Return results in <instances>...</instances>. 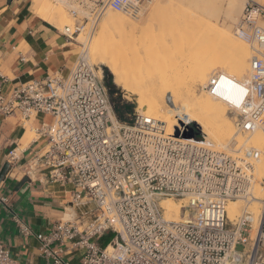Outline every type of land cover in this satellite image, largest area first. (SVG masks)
<instances>
[{"label":"built area","instance_id":"built-area-1","mask_svg":"<svg viewBox=\"0 0 264 264\" xmlns=\"http://www.w3.org/2000/svg\"><path fill=\"white\" fill-rule=\"evenodd\" d=\"M91 1L97 4L94 19L106 7L137 19L152 0ZM70 12L77 18L75 9ZM73 29L65 28L69 39L81 24ZM235 33L253 49L250 77L242 83L213 77L210 93L218 97L225 81L239 86L242 98L226 102L238 114V130L253 133L264 128V4L247 1ZM5 82L0 71V117L18 111L24 119L34 113L54 119L37 130L48 140L30 171L45 169L49 178L73 185L74 203L94 207L89 218L60 221L49 236H36L51 264H75L65 258L68 252L79 254V264H264V200L254 240L252 214L233 221L227 210L251 187L259 151L233 157L205 148L206 139L187 138L200 128L182 116L172 135L139 111L133 124H119L106 88L84 62L68 77L33 80L8 93ZM17 161L14 149L7 163ZM164 199L187 201L179 223L165 219ZM14 219L23 234H33L20 217ZM107 234L114 238L101 247ZM0 264H18L1 239Z\"/></svg>","mask_w":264,"mask_h":264},{"label":"bare ground","instance_id":"bare-ground-1","mask_svg":"<svg viewBox=\"0 0 264 264\" xmlns=\"http://www.w3.org/2000/svg\"><path fill=\"white\" fill-rule=\"evenodd\" d=\"M218 1L228 2L232 11L231 7L234 9L235 3L240 0H206V13L202 12L197 17L198 25L188 27L184 34L173 35L167 41L160 39L158 41L160 53L155 50L158 53L154 54L153 49L145 52L146 57L159 56L160 59L156 57V63L146 57L141 58L142 52L147 49L143 50V46L139 48L134 46L139 40L135 34L131 36V33L141 29L139 19H127L126 16H121V13L110 9L106 13V18H103V26L94 41L93 50L84 53L79 63L89 60L109 69L116 85L139 97L138 110L151 119L165 124L168 135L173 134L178 127V118L182 116L201 128L206 137V142L202 144L205 148L211 147L214 151L233 157L232 154H240L247 147L261 153L260 159L253 162V169L250 172L251 187L245 194L238 196L236 201H230L227 207L229 218L237 220L242 212V202L250 203L246 211L252 213L251 240H254L264 200V187L261 181L264 178V128L261 127L242 137L241 132L228 118L229 105L226 100L237 101L236 99L242 98L243 93L239 86L225 81L222 82L218 97L210 93L213 77L228 76L239 83L248 80L253 49L239 39L236 33L232 34L223 29L216 19L213 21L210 18L214 12L221 9V6L219 8L215 6ZM34 2L35 13L47 23L62 29L70 25L69 21L64 19L63 6L53 5L51 0ZM157 6L153 13H150L152 17L150 19H154V15L163 17L165 14L163 8L161 9L162 5L158 9ZM112 27H120L130 33H124L115 41L110 39L112 37L109 35ZM77 39L82 44L88 42V38L82 34ZM166 42L171 45L170 49L161 47ZM164 55H169L170 58H165ZM99 76L101 79L100 72ZM172 104L179 112L169 109ZM112 118L116 122L113 115ZM180 202L173 199L162 201L166 220L180 222L183 208Z\"/></svg>","mask_w":264,"mask_h":264},{"label":"crops","instance_id":"crops-1","mask_svg":"<svg viewBox=\"0 0 264 264\" xmlns=\"http://www.w3.org/2000/svg\"><path fill=\"white\" fill-rule=\"evenodd\" d=\"M31 0H0V71L6 77L5 93L33 80L61 75L68 77L76 65V53L57 27L32 11ZM74 65V67H73ZM20 112L0 117V173L7 156L17 150L19 161L9 166L0 182V239L18 264H51L43 256L38 234L49 236L60 222L89 218L86 207L72 200L74 187L49 178L45 169L30 171L28 164L43 150L48 137L37 133L54 119L37 113L33 122L38 139L30 142ZM18 216L31 229L23 234L15 222ZM65 258L79 264V254Z\"/></svg>","mask_w":264,"mask_h":264},{"label":"rangeland","instance_id":"rangeland-1","mask_svg":"<svg viewBox=\"0 0 264 264\" xmlns=\"http://www.w3.org/2000/svg\"><path fill=\"white\" fill-rule=\"evenodd\" d=\"M205 1L206 0H152L147 5H144V10L140 14V16L137 18V19H139L138 21L140 23L141 29L135 33H131V36L135 34L136 39L139 40V42L138 43L136 42L134 46L136 48L143 46L144 47L143 50L147 49L144 52H142L141 56L142 55L143 56L141 58L144 59L146 57L145 52L148 53L152 49L154 50V51L152 50L154 52V54L158 49L160 50V45H158V41H160V39L163 38L167 41V39H169L173 35H176L179 33L184 34L188 27L198 25L199 19H197V17H199L200 14L202 12L204 13L206 10ZM51 2L53 5L58 4L60 6H63L62 8H63V10L65 12L64 14L66 16V17L64 16V19H67L66 21H69L70 25L68 27H71L72 31L74 30L73 27H74L76 22H79V24H81L80 31L77 32L71 39H69V37L67 35H65L66 34L65 27L63 29L57 27V29L60 31V33L64 37H66V39L68 40L69 47L71 49H74L75 53L78 52V54L76 53V62H80L82 60L84 53H88L90 50L91 51L93 50L94 41L98 37V34H99V32L103 26V22H104V19L106 18V13L108 12V10L111 9L114 12H119L122 14L121 16H126L127 19H135V18H132L128 14V12H123L121 9L115 10L113 8H108V7H106V9L103 10L102 14L97 19H94V17L96 18V16L93 15V13L96 10L97 4L94 5L93 1H91V0H51ZM227 3L228 2L219 3V1L217 3H215L216 8H219L221 6V9H219V12L218 11L214 12L210 18L213 19V21L216 19V21H218V24L220 26H222L223 29L228 30L229 32L234 34L235 33V27L242 17V13H243V10H244V7H245L247 1L240 0L239 2H236L234 9L231 7L232 11L230 10L229 3L228 4ZM259 3L264 4V0H260ZM30 4L32 6V8H31L32 11L35 13V11H34V8H35L34 0H31ZM160 5H162V7ZM102 6H103V3H100L98 5L99 9H101ZM155 6H157V9L159 7H161V9L163 8V10L165 11V14L163 15V17H160V16L155 17V15L153 14L154 19H150V18H152V17H150L151 16L150 13L151 12L153 13L154 9H156ZM71 9H75L78 12L77 18H74L72 16V14L70 12ZM150 10H152V11H150ZM87 13H88V15H87ZM217 14H220V15L215 17ZM54 27H56V26H54ZM124 33L129 34L130 32H125L123 30V28H120V27H112L109 30V35L112 37L110 39H112V40L115 39V41H118L119 36L123 35ZM81 34L83 37L85 36V38L86 37L88 38L87 44H82L78 41L77 38H79V35H81ZM161 47L165 48L167 50V49L171 48V45L168 42H166L165 44H162ZM159 50H158V52H159ZM153 52L151 54H153ZM158 52H156V53H158ZM154 56L155 55H153V58H154ZM164 56H165V58H170L169 55L168 56L164 55ZM156 57L153 59L149 55V57L147 56L146 58H148L150 61L152 60V62L156 63L157 59H160L159 56L157 57V59H156ZM87 61L88 62H84V63H86L87 66L93 70V73L97 76L98 79H100L99 72L102 75V78L100 80L108 92L110 102L112 105L113 114H114L115 118L117 119L118 123L119 124H133V122L135 121V116L137 114V111H139L138 110L139 97L133 93L131 94L130 92H127L123 88L116 85L115 84V78H114L113 74L105 66L98 64V63H93L89 60H87ZM73 67H74V65H73ZM107 84H112L115 86V91L112 93V95H110V93H109V90L107 88ZM236 100L238 101V99H236ZM122 103L132 105V109H131V112L125 111L124 115H123V120H119V118L117 117L116 112L114 110V105L122 108V106H123ZM169 109L174 110V112H179L178 109H176L173 106V104L170 105ZM139 112H141V111H139ZM36 115L37 114L34 113L30 118L31 122L26 124V129H27L28 134H29L30 142L39 138V136L35 132V128L32 126ZM227 115H228V118L230 119V121L232 122V124L234 125V127L238 128L237 127L238 114L235 113L234 111H231L230 109H228ZM195 125L198 126L197 124H195ZM32 130H34V132ZM200 133L202 135V141H205L206 137L202 133L201 128H200ZM246 134L247 133H244V134L241 133V136L244 137ZM245 150H249V147H247ZM242 153H244V152L242 151L240 153V155H242ZM40 154H42V151L40 152ZM237 154H239V153H234L232 155L237 156ZM261 181L263 184L264 178H262ZM173 200L175 202H178V201L180 202V200H175V199H173ZM186 202L187 201H181L180 202L181 206L183 207L186 204ZM248 204H250V203H246V201L242 202V212L240 214V217L245 212L251 213L248 210L246 211ZM93 210H94L93 205H88V206H86L85 212H87L88 216L90 217L91 214L93 213ZM233 221H236V220H233ZM108 235L109 234H107V236ZM105 238H106V236H104L103 238L100 239L99 244L101 247H104L102 245V241ZM113 238H114V235L111 238V240ZM242 250H243V247L239 246L238 251H242Z\"/></svg>","mask_w":264,"mask_h":264},{"label":"trees","instance_id":"trees-1","mask_svg":"<svg viewBox=\"0 0 264 264\" xmlns=\"http://www.w3.org/2000/svg\"><path fill=\"white\" fill-rule=\"evenodd\" d=\"M107 88L109 90L110 95H112V93L115 91V86L112 84H107ZM123 106L122 108L114 105V110L116 112L117 117L119 118V120H123V115L124 112H131L132 109V105L130 104H125L122 103ZM187 138H195L197 140H201L202 135L200 132H191L189 135H187ZM113 237V234H109L108 236L106 235V238L102 241V245L105 247L106 245H108V243L111 241V238Z\"/></svg>","mask_w":264,"mask_h":264},{"label":"water","instance_id":"water-1","mask_svg":"<svg viewBox=\"0 0 264 264\" xmlns=\"http://www.w3.org/2000/svg\"><path fill=\"white\" fill-rule=\"evenodd\" d=\"M8 164H6L4 167H3V169H2V171H1V173H0V182H1V180H2V178L4 177V175L6 174V172H7V170H8Z\"/></svg>","mask_w":264,"mask_h":264}]
</instances>
